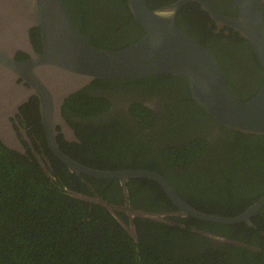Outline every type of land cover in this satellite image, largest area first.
Listing matches in <instances>:
<instances>
[{"label": "flooded vegetation", "instance_id": "obj_1", "mask_svg": "<svg viewBox=\"0 0 264 264\" xmlns=\"http://www.w3.org/2000/svg\"><path fill=\"white\" fill-rule=\"evenodd\" d=\"M206 1L216 13L227 16L236 14L231 0ZM260 2L264 8V0ZM73 3L71 10L77 14L80 9ZM85 14L88 16L89 11ZM177 23L218 63L230 90L238 99H243L238 92H250L248 97H251L260 89L264 83V69L255 61L248 42H242L243 38L237 32L220 26L208 10L196 1L182 7L177 15ZM121 26L122 23H116L114 28L119 29ZM104 29V25L102 29L90 28L91 35L87 40L103 49L124 48L112 47L115 42L111 43V36ZM103 38L109 41L106 43ZM235 42L240 43L241 47H230L229 43ZM35 54L42 55L43 46L38 29L31 28L28 44L15 50L12 59L27 62L33 60ZM1 65L4 66V63L0 61ZM2 69L9 72L7 67ZM148 79L94 80L67 96L58 110L52 111L47 122L41 111L40 98L32 93L29 80L23 77L14 81L1 78L0 133L7 134V141L0 142L4 146L8 142L22 148L24 151L18 152L35 160L51 180L56 179L62 184L63 180H67L66 193L82 201L89 210L95 205L109 211L124 233L137 243L146 246L153 237L152 233L163 235L170 231L174 240L179 245L186 243L187 252L193 254L199 253L212 242L220 247L227 245L229 250L237 248L249 264L264 262V205L247 221L233 224L200 221L181 215L160 185L151 179L140 177L122 181L118 178H101L72 171L63 162L60 153L86 168L100 171L152 170L147 168L160 166L163 173H158L166 180V176H169L179 183L175 187L174 183H169L177 193L176 188L195 198L189 202L191 205L220 216H239L258 202L264 196V167H256L258 163L250 165L245 160L247 155H244V150L239 151L236 147L239 139L225 135L223 129L214 124L196 131L197 128L192 131L186 129L179 136L177 142L185 139L190 143L198 135L210 134L208 147L199 153L197 159L189 157L184 167L167 161L175 153L172 147L180 148L167 125V112L174 101L170 99L172 95L169 94V87L154 88L153 82L143 83ZM206 119H200L199 123ZM143 121L149 124L144 125ZM49 132L55 133L53 140H49ZM185 157L181 149L174 160ZM213 162L217 164L216 167H226L227 175L216 172L224 176L212 178L207 175ZM233 170L236 172L228 175ZM73 174L79 179L73 178ZM200 176L201 180L196 182L195 178L200 179ZM234 183L239 185L240 190L242 187L246 190L232 193L225 190ZM220 186L223 187L218 189ZM224 190L228 194L222 196ZM240 193L243 199L239 198ZM213 195L217 197L216 203L210 200ZM200 200L209 202V205L202 204ZM216 209L235 213L225 215L215 212ZM135 211L154 216L130 215ZM157 216L159 219L152 218ZM205 223L217 224L218 229L210 231Z\"/></svg>", "mask_w": 264, "mask_h": 264}, {"label": "water", "instance_id": "obj_2", "mask_svg": "<svg viewBox=\"0 0 264 264\" xmlns=\"http://www.w3.org/2000/svg\"><path fill=\"white\" fill-rule=\"evenodd\" d=\"M126 1L144 33L122 49L108 50L92 45L83 36L63 0H0V61L4 63L0 66V80L14 81L18 77L29 80L48 122L52 111L58 110L67 96L94 80H140L156 75L180 77L185 80L192 100L218 124L244 135H264V83L253 96L238 99L218 63L177 23V15L186 3H200L220 26L233 29L248 42L264 69V8L260 0H231L236 8L233 16L216 13L206 0H177L156 9H151L147 0ZM31 28H37L40 33L43 54H35L33 60L27 62L12 59L15 50L28 44ZM2 67H7L10 73ZM6 135L0 133V140H6ZM48 135L49 140L55 137L53 132ZM5 147L24 151L8 142ZM60 155L75 172L122 181L151 179L160 185L181 215L200 221L239 223L247 221L264 205L263 196L239 216L211 214L186 202L156 171H100ZM132 214L154 216L139 211ZM152 218L159 219L158 216Z\"/></svg>", "mask_w": 264, "mask_h": 264}, {"label": "trees", "instance_id": "obj_3", "mask_svg": "<svg viewBox=\"0 0 264 264\" xmlns=\"http://www.w3.org/2000/svg\"><path fill=\"white\" fill-rule=\"evenodd\" d=\"M63 1L69 8L76 27L86 39L91 35L90 28L102 29L104 25V30L111 36V43L115 42L112 47L121 46L122 48L136 41L144 33L130 15L126 0ZM175 1L147 0L151 9ZM73 2L80 9L77 14L71 10ZM188 6L190 4L186 7ZM185 9L184 7L183 12ZM87 11H89L88 16L85 14ZM116 23H122L123 26L115 29ZM104 41L107 43L109 40L104 39ZM242 42L247 41L242 39ZM101 45L104 44L101 43ZM229 45L241 47L238 42L229 43ZM255 61L257 62L256 58ZM149 78L140 82L149 84L153 82L154 88L158 86L170 88L169 94L172 95L170 99H173L174 104L168 109L167 125L170 133L176 137L175 142L186 129L192 131L197 128L194 130L196 131L214 124L223 129L225 135L239 139L236 147L239 151L244 150V155H247L245 160L250 165L258 163L256 167H264V135H244L231 131L216 121L215 123L192 100L183 78H173L170 75H156ZM249 94L250 92L243 94L238 92V95L243 97L241 100L248 99ZM205 118H207L205 122L199 123L200 119ZM143 124L147 125L149 122L143 121ZM209 136L210 134L198 135L190 143L185 139L177 142L180 148L173 146L175 153L167 158V161L175 162L181 167L186 166L189 157L195 159L208 147ZM196 145L201 146L196 147ZM181 149L186 159L181 158L175 161ZM216 165L215 162L212 163L207 175L212 178L224 176L216 173L227 175L226 167L222 165L216 167ZM147 169L163 173L160 166ZM235 172L236 170H233L228 175H233ZM66 176L67 174L64 178ZM74 176L76 180L79 179L76 175ZM166 178L171 185L174 183L173 187L179 184L169 176ZM199 180L201 176L200 179L195 178L196 182ZM63 182L64 184L57 182L56 179L51 180L35 160H30L0 142V264H249L237 248L229 250L227 245L220 247L212 242L199 253L187 252L188 245L186 243L179 245L170 231L163 235L152 233L153 237L146 246L137 243L124 233L109 211L95 205L92 210H89L82 201L66 193L65 187L68 182L67 180ZM238 182L241 181L238 180ZM224 184L226 185L227 181ZM238 186L234 183L227 186L225 190L231 193L246 190L245 187L240 190ZM221 187L223 186L218 189ZM176 190L188 202H193L195 199L177 188ZM225 190L222 191V196L228 194ZM149 193L152 195L151 190ZM164 197L169 201L165 195ZM239 198L243 199L241 193ZM210 200L216 203V195L211 196ZM200 201L202 204L209 205V202ZM215 212L225 215L235 213L221 209H216ZM205 225L210 231L214 228L218 229L217 224L205 223ZM253 264H264V262L255 261Z\"/></svg>", "mask_w": 264, "mask_h": 264}]
</instances>
